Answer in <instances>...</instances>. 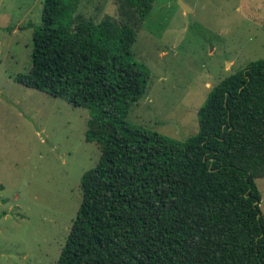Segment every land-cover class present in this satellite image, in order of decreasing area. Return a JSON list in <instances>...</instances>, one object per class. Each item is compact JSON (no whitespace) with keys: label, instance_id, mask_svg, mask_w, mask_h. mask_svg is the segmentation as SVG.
I'll use <instances>...</instances> for the list:
<instances>
[{"label":"trees","instance_id":"1","mask_svg":"<svg viewBox=\"0 0 264 264\" xmlns=\"http://www.w3.org/2000/svg\"><path fill=\"white\" fill-rule=\"evenodd\" d=\"M82 0H46L27 88L90 111L100 152L56 264H264V59L209 92L183 142L133 126L148 71L131 59L154 0H116L96 23Z\"/></svg>","mask_w":264,"mask_h":264},{"label":"rangeland","instance_id":"2","mask_svg":"<svg viewBox=\"0 0 264 264\" xmlns=\"http://www.w3.org/2000/svg\"><path fill=\"white\" fill-rule=\"evenodd\" d=\"M45 1L0 0V264H56L81 177L100 157L85 141L89 110L17 82L31 69ZM78 12L119 19L116 0H82ZM131 59L149 78L126 121L183 142L211 89L264 59V0H154ZM255 183L264 218V178Z\"/></svg>","mask_w":264,"mask_h":264},{"label":"water","instance_id":"3","mask_svg":"<svg viewBox=\"0 0 264 264\" xmlns=\"http://www.w3.org/2000/svg\"><path fill=\"white\" fill-rule=\"evenodd\" d=\"M180 5L182 6V8L185 10V11H190V8H188L185 4H183L182 2H180Z\"/></svg>","mask_w":264,"mask_h":264}]
</instances>
